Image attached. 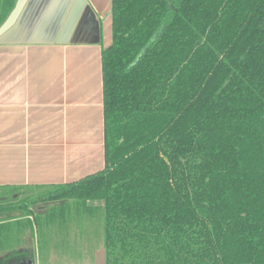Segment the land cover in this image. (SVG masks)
Listing matches in <instances>:
<instances>
[{
    "label": "trees",
    "instance_id": "trees-1",
    "mask_svg": "<svg viewBox=\"0 0 264 264\" xmlns=\"http://www.w3.org/2000/svg\"><path fill=\"white\" fill-rule=\"evenodd\" d=\"M110 3L103 168L6 198L0 222H65L71 202L94 212L105 264H264V0Z\"/></svg>",
    "mask_w": 264,
    "mask_h": 264
},
{
    "label": "crops",
    "instance_id": "crops-1",
    "mask_svg": "<svg viewBox=\"0 0 264 264\" xmlns=\"http://www.w3.org/2000/svg\"><path fill=\"white\" fill-rule=\"evenodd\" d=\"M110 8V0H15L1 24L0 202L103 168L100 52L111 43ZM92 201L88 206L102 205ZM12 216L0 222L6 264H36L40 237L47 259L60 254L69 264H105L96 219ZM54 223L61 227L50 232ZM58 238L71 245L62 250Z\"/></svg>",
    "mask_w": 264,
    "mask_h": 264
},
{
    "label": "rangeland",
    "instance_id": "rangeland-1",
    "mask_svg": "<svg viewBox=\"0 0 264 264\" xmlns=\"http://www.w3.org/2000/svg\"><path fill=\"white\" fill-rule=\"evenodd\" d=\"M39 191H42V190H39ZM39 191H37V192H39ZM42 196H44V195H41V197ZM39 202L43 204V201L40 200ZM45 202H47V201H45ZM69 203L70 204H68V206L72 205V207L69 208V209H67V208L65 209L64 214L66 216V218H65L66 220H73V218L78 216L77 220H78L79 224L82 223L83 221L85 222V220H90L91 221L90 216H93L94 212L93 213L87 212V211L86 212H81V211L78 210L79 208H77V210H76V208L74 209V207H75L74 203H71V202H69ZM91 203H92L91 205L102 204V200H100V199L97 200L96 199V200H93ZM51 204H53V203H51ZM87 205H88V202H87ZM50 206H52V205H50ZM80 207H82V206H80ZM50 212H53L54 214L51 215ZM47 213L48 214H47L46 220L49 221L50 220L49 218H51L52 220H58L59 219L56 209L51 208ZM44 220H45L44 215L40 214L39 221H44ZM93 220H95V219H93ZM53 226H54L53 228L51 227L49 229L50 232H54V231L56 232L59 229L58 226L61 227L60 223L59 224L58 223H54ZM100 228L101 227H100V223H99V230L101 231ZM58 239L59 240H58V244L57 245H58V247H62V250L66 249L67 246L71 245L70 243H68V245L66 244L65 238H63V239L62 238H58ZM46 248H48V247H47V245L45 243L43 245V238L40 237L38 240H36V242H35V254H36V258H37L36 259V264H69V263H67L68 262L67 260H63L62 259L60 254L56 255L55 257H53L51 259H47V257H46ZM38 257H39V259H38ZM1 259L5 260L6 258L2 257Z\"/></svg>",
    "mask_w": 264,
    "mask_h": 264
},
{
    "label": "water",
    "instance_id": "water-1",
    "mask_svg": "<svg viewBox=\"0 0 264 264\" xmlns=\"http://www.w3.org/2000/svg\"><path fill=\"white\" fill-rule=\"evenodd\" d=\"M8 21V20H7ZM7 21H5V22H7ZM33 262L31 261V260H27V261H23V262H21V263H19V264H32Z\"/></svg>",
    "mask_w": 264,
    "mask_h": 264
}]
</instances>
